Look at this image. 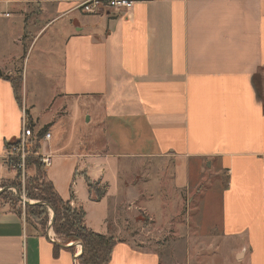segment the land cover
Masks as SVG:
<instances>
[{"label":"crops","instance_id":"crops-1","mask_svg":"<svg viewBox=\"0 0 264 264\" xmlns=\"http://www.w3.org/2000/svg\"><path fill=\"white\" fill-rule=\"evenodd\" d=\"M82 1L0 0V180L14 175L5 150L26 120L47 126L45 178L88 229L115 238L107 264H160L146 242L161 229L141 214L173 226L156 219L155 197L200 192L211 172L218 218L206 232L237 243L240 264H264V0H133L94 14ZM86 178L104 186L98 200ZM37 221L0 204V264H73L81 246Z\"/></svg>","mask_w":264,"mask_h":264},{"label":"rangeland","instance_id":"rangeland-1","mask_svg":"<svg viewBox=\"0 0 264 264\" xmlns=\"http://www.w3.org/2000/svg\"><path fill=\"white\" fill-rule=\"evenodd\" d=\"M15 77V76H13ZM36 101L39 103L44 102V98H36ZM28 102V101H27ZM37 104V103H36ZM42 104H37V109L40 110L42 108ZM18 142V141H17ZM27 145V144H26ZM25 145V146H26ZM149 169L145 168L141 172V174L149 173L146 172ZM25 177L22 180L21 176H17L16 168L14 171V175L10 178L1 179L0 180V193H2V198H0V204H6L8 207L13 208L17 212L21 211L22 214L26 216V203H35L34 199H29L26 197L25 192V180L26 177H35V169L34 166H25ZM137 174H139L137 172ZM222 181H226V173L223 172ZM141 179V178H140ZM220 178H214L211 175V172H207L202 177L203 183L205 186L202 187L200 192H197L192 189L191 193L185 195L184 193H174V195L167 194H159L155 198V205L153 208V212L156 215V219L160 220L162 213H165L163 217L169 218L170 221L172 219L174 223L173 226L167 225H159L154 222V219L151 215L142 213L140 219L144 228L155 229L158 228L161 231L155 232L154 237H149L146 244L148 247H151L153 250H156L160 255V264H240L243 260L242 258L235 257L232 248H234L235 244L232 241H228L223 239V241L215 242L213 239L211 240V234L209 230L206 232V228L209 227L207 224L208 220L218 218V212L215 210L212 211V214L208 210V205L206 202V197L212 199L215 191H207L211 190ZM19 188V189H18ZM103 185H99L96 187L97 190H101ZM215 198V197H214ZM214 200V199H213ZM25 201V202H24ZM160 204V206H159ZM72 206V205H71ZM162 206V207H161ZM216 206V204L214 205ZM75 207V206H72ZM178 207H180L178 209ZM48 218L42 221V225L39 224L40 228L43 232L49 230L52 231V237L59 242L64 243V239L60 238L58 235L54 233L51 226V217L52 210L48 207ZM171 213H175L170 216ZM50 214V216H49ZM169 216V217H168ZM162 217V218H163ZM165 218H163L165 220ZM184 218L188 220L190 226L189 238L187 239L186 228L183 227ZM206 220L202 222L201 220ZM44 222V223H43ZM202 225L199 227V225ZM179 225V226H178ZM169 230H174V232L170 233ZM198 230L202 232L203 230L207 235L202 237L201 241H198ZM144 233L146 234V230L144 229ZM213 238V237H212ZM80 244L78 243V246ZM235 245V246H234ZM189 254L188 255V251Z\"/></svg>","mask_w":264,"mask_h":264},{"label":"trees","instance_id":"trees-1","mask_svg":"<svg viewBox=\"0 0 264 264\" xmlns=\"http://www.w3.org/2000/svg\"><path fill=\"white\" fill-rule=\"evenodd\" d=\"M0 76L3 75L0 73ZM8 79L14 86L17 99L20 100L18 91L21 76L8 77ZM25 126L30 131V139L25 146V166H34L36 173L35 177L28 176L25 180L26 197L36 201L31 204L26 203L25 220H38L37 222L42 225V221L48 218L47 208L49 207L53 213L51 226L54 233L64 239V244L73 241L81 243V252L77 257L80 264H107L116 243L115 238L88 229L84 224L85 212L83 208L80 206L72 207L69 200H63L57 194L52 183L45 178L44 165L41 163L39 155L40 142L47 126H43L34 132L30 119L26 120ZM17 161L18 159L13 157L9 160V163L11 165L16 164ZM14 166L17 172L16 175L19 177L20 170L16 165ZM86 183L92 200H98L104 194V186L101 190L96 189L98 182L86 178ZM0 198H2V193H0Z\"/></svg>","mask_w":264,"mask_h":264},{"label":"built area","instance_id":"built-area-1","mask_svg":"<svg viewBox=\"0 0 264 264\" xmlns=\"http://www.w3.org/2000/svg\"><path fill=\"white\" fill-rule=\"evenodd\" d=\"M134 1L133 0H83L77 5V8L81 9L84 13L87 14H94L99 13L104 10H114V11H125L132 7ZM50 134L46 132L43 135V139L49 138ZM30 139V131L28 128H26L25 124L22 126V130L20 133V136L18 138V142L10 145L9 147H6L5 150V157L9 160L13 157H16L18 161L16 164H12L13 166L16 165V167L20 170V176L22 177V180L25 177V145L27 144L28 140ZM41 157V163L46 166L50 163L49 156H40ZM15 167V166H14ZM52 231L50 230L49 237L53 240L52 237ZM73 264H80L78 262L77 256H75L73 260Z\"/></svg>","mask_w":264,"mask_h":264},{"label":"water","instance_id":"water-1","mask_svg":"<svg viewBox=\"0 0 264 264\" xmlns=\"http://www.w3.org/2000/svg\"><path fill=\"white\" fill-rule=\"evenodd\" d=\"M25 202V201H24ZM52 219H53V213H52V217H51V223H52ZM50 228H49V230H47V235L49 236V234H50ZM54 241V240H53ZM74 242H77V243H79L80 244V246H81V243L80 242H78V241H73V243ZM78 256V255H77Z\"/></svg>","mask_w":264,"mask_h":264}]
</instances>
